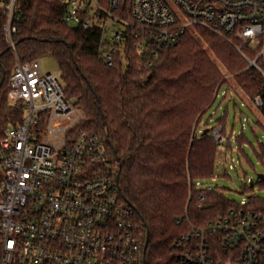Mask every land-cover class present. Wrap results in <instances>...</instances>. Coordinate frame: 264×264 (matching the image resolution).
I'll use <instances>...</instances> for the list:
<instances>
[{
  "label": "built area",
  "instance_id": "1",
  "mask_svg": "<svg viewBox=\"0 0 264 264\" xmlns=\"http://www.w3.org/2000/svg\"><path fill=\"white\" fill-rule=\"evenodd\" d=\"M60 1L68 26L101 33L99 53L109 66L131 45L150 67L184 34L203 29L237 42L248 68L264 77V0H133L129 18L124 0ZM21 14L18 0H0L4 39L16 57L8 98L23 109L21 121L0 134V264H140L137 213L119 194L105 141L78 129L85 114L61 76L18 56ZM248 105L261 108L264 99ZM211 135L227 142L221 125ZM216 246L237 264H264V215L250 210L248 197L206 226L189 222L173 249L186 264H217Z\"/></svg>",
  "mask_w": 264,
  "mask_h": 264
},
{
  "label": "trees",
  "instance_id": "2",
  "mask_svg": "<svg viewBox=\"0 0 264 264\" xmlns=\"http://www.w3.org/2000/svg\"><path fill=\"white\" fill-rule=\"evenodd\" d=\"M132 1L123 2L125 18H129ZM18 9L22 13L16 23L18 56L24 62L55 57L67 97L85 114L78 129L105 141L119 194L137 213L140 264H186L173 244L188 232L189 222L206 226L238 206L218 188L197 186L199 182L205 186L213 178L220 145L211 135L214 126L205 134L200 128L202 117L223 86L231 89L227 74L251 100L264 99L263 75L248 68L237 42L203 29L206 46L188 32L150 67L131 45L125 56L118 55L109 66L99 53L101 33L68 26L60 0H18ZM247 56L256 57L249 52ZM259 64L264 67V56ZM14 65L15 54L5 42L0 24V134L23 116L22 107L12 105L8 98ZM234 96L246 102L235 91ZM248 106L264 119V106ZM258 124L263 127L260 121ZM217 125L227 137L222 145L232 149L225 116ZM244 137L242 133L236 140L242 143ZM261 160L264 165V151ZM259 185L264 186V179H259ZM248 207L264 215V199L249 196ZM213 254L217 264H237L232 252L220 246Z\"/></svg>",
  "mask_w": 264,
  "mask_h": 264
},
{
  "label": "rangeland",
  "instance_id": "3",
  "mask_svg": "<svg viewBox=\"0 0 264 264\" xmlns=\"http://www.w3.org/2000/svg\"><path fill=\"white\" fill-rule=\"evenodd\" d=\"M191 34L200 39L203 46H206L201 37V29L191 32ZM209 51L226 73L225 66L211 50ZM38 62L44 72L61 76V70L55 57L41 56L38 58ZM226 79L231 89H228L227 86L221 88L216 100L202 117L200 128L202 130L211 129L219 124V120L225 116L227 132L230 137L232 135L230 139L232 149L226 148V145H219L214 175L208 180L206 187L218 188L229 200L237 204H240L245 197L253 195L264 199V186L259 185L258 178L259 175H264V165L261 160L264 151V119L259 118L257 112H254L246 104L252 100L240 91L233 76L227 74ZM234 91L239 93L246 102L239 96H234ZM225 92H227L226 96ZM258 121L262 123L263 127L258 124ZM242 133L245 137L244 141L240 143L236 139H239ZM252 184L254 186H251ZM248 186L251 187L244 192Z\"/></svg>",
  "mask_w": 264,
  "mask_h": 264
},
{
  "label": "water",
  "instance_id": "4",
  "mask_svg": "<svg viewBox=\"0 0 264 264\" xmlns=\"http://www.w3.org/2000/svg\"><path fill=\"white\" fill-rule=\"evenodd\" d=\"M74 103H76V101H74ZM208 131H209V130H205L204 134L207 133ZM258 178H259L260 180H262V179H264V175H259ZM118 179H119V177H117V181H118ZM146 250H147V248L145 247V249H144V260H143L144 263H145Z\"/></svg>",
  "mask_w": 264,
  "mask_h": 264
}]
</instances>
